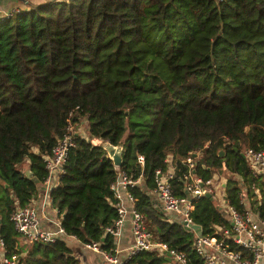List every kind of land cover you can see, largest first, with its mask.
Here are the masks:
<instances>
[{
  "label": "trees",
  "instance_id": "obj_1",
  "mask_svg": "<svg viewBox=\"0 0 264 264\" xmlns=\"http://www.w3.org/2000/svg\"><path fill=\"white\" fill-rule=\"evenodd\" d=\"M70 111L74 123L85 118L86 134L75 137L50 190L66 232L113 249L104 234L117 216L110 185L119 170L141 174L129 189L147 228L202 264L194 230L169 220L150 191L170 155L171 185L184 195L185 158L199 150L196 174L209 177L224 161L250 194H264L262 174L243 155L264 148V0H46L0 16V239L20 264H77L66 239L23 241L10 219L37 194L43 155ZM102 141L123 144L120 166ZM225 190L242 209L238 180L229 177ZM253 208L264 214L263 201ZM190 216L203 234L229 224L211 196L195 199ZM120 264L167 260L139 250Z\"/></svg>",
  "mask_w": 264,
  "mask_h": 264
},
{
  "label": "built area",
  "instance_id": "obj_2",
  "mask_svg": "<svg viewBox=\"0 0 264 264\" xmlns=\"http://www.w3.org/2000/svg\"><path fill=\"white\" fill-rule=\"evenodd\" d=\"M18 8L10 12L2 13L0 16H11ZM73 111L69 112L66 125L62 135L52 145L50 152L43 155L44 166L47 173L42 182L40 194L32 196L26 203H17L11 212L10 219L15 230L23 241L39 240L53 242L56 239L75 238L68 234L60 224L58 209L51 202L50 190L56 184L59 175L63 171V163L67 158L70 147L74 144L75 137L80 133L77 123L72 119ZM81 122H83L81 120ZM195 153V154H194ZM248 167L252 174L264 170V148L254 149L248 147L243 152ZM201 156V151H195L185 158L187 171L184 173V195L175 193L170 178L174 174V165L171 156L166 157L168 166L166 170H155V185L150 194L156 199V203L169 220L186 221V224L194 223L190 212L194 206V200L210 192L215 199L222 195L220 208L229 220L228 226L216 227L211 234L195 235L193 248L199 255L202 264H259L264 257V214L256 209H239L228 200L226 194V180L219 184L218 179L203 177L194 171L195 163ZM142 154L137 155V161L143 164ZM226 178V177H225ZM222 178V179H225ZM143 180L139 174L135 178L129 176L122 170L117 172L116 179L111 183V188L117 198L115 201L116 218L104 228V234H111L115 240L113 249L107 250L100 246L99 241L84 242L83 245L99 252L112 264H120L139 250L156 251L164 257H170L167 264H190L189 256L183 250L170 246L167 242L156 238L147 228L144 215L136 208L137 197L130 191L129 187L138 185ZM244 193L239 190V202L243 203ZM38 200L46 209H50L51 215H45L48 225H43V216L39 214ZM219 204V203H218ZM129 219L131 230V243L126 249L125 259L122 261L118 255L116 240L122 233L125 221ZM183 225V224H182ZM0 239V249L2 250ZM232 244L242 246L244 250L235 249ZM4 253V249L2 250ZM0 264H20L15 255L0 259ZM77 264H80L79 261Z\"/></svg>",
  "mask_w": 264,
  "mask_h": 264
},
{
  "label": "crops",
  "instance_id": "obj_3",
  "mask_svg": "<svg viewBox=\"0 0 264 264\" xmlns=\"http://www.w3.org/2000/svg\"><path fill=\"white\" fill-rule=\"evenodd\" d=\"M46 0H0V12H10L16 8L26 7L29 2H42ZM84 124V122H83ZM85 132V131H84ZM229 171V170H228ZM231 172V171H230ZM233 173V172H232ZM262 174V179L264 180V170L259 172ZM238 179L241 181V190L244 193L243 199V208L247 209H255L253 208L255 205L260 204L262 201L264 202V194L260 192L259 188L254 187V193L250 194L249 192H245L247 188V183L243 182L241 175L238 173H234ZM229 178H227L228 181ZM42 189V182L37 183V195L40 194V190ZM39 206V214L43 216V225H48V221L45 219V215H51L50 209H46L45 205H42L38 200ZM131 230H130V222L127 219L122 227V233L120 237L116 240V247L118 249V255L120 260L125 259L126 249L131 243ZM68 246L71 249V254L79 261L80 264H112L107 259H105L99 252L94 251L90 248H87L83 245L82 242L78 241L76 238L67 239ZM4 253L2 250L0 251V259L3 257ZM259 264H264V257L261 259Z\"/></svg>",
  "mask_w": 264,
  "mask_h": 264
},
{
  "label": "water",
  "instance_id": "obj_4",
  "mask_svg": "<svg viewBox=\"0 0 264 264\" xmlns=\"http://www.w3.org/2000/svg\"><path fill=\"white\" fill-rule=\"evenodd\" d=\"M101 144L107 150V154L112 159L113 164L115 166H120L121 165V161H122L123 144L122 143L111 144L109 141H102ZM25 174L27 176H29L31 174L29 168H27L25 170ZM205 195L206 196H211L210 192H206ZM154 200H156V199H154ZM181 223L186 228H192L197 235H201L202 234V230H201V227H200L199 224H197V223L186 224V221H182ZM165 259L169 260L170 257L168 255H166Z\"/></svg>",
  "mask_w": 264,
  "mask_h": 264
},
{
  "label": "rangeland",
  "instance_id": "obj_5",
  "mask_svg": "<svg viewBox=\"0 0 264 264\" xmlns=\"http://www.w3.org/2000/svg\"><path fill=\"white\" fill-rule=\"evenodd\" d=\"M82 121L84 122H78L77 123V126L80 130H82L83 132L85 131V127H86V120L85 118H82ZM245 150V149H244ZM225 159V158H224ZM210 175L213 177V179H218L219 180V184L221 185L223 180H226L227 181V178L229 177H234L238 180L239 184L242 185L241 181L238 179V177L227 170V168L225 167V164H224V161L222 162V165L221 167H219L218 165H212L211 168H210ZM226 177V178H225ZM222 178H225V179H222ZM245 192H248V189L246 188ZM155 199V198H154ZM215 200L217 203H222V195L221 196H218L217 198L215 197Z\"/></svg>",
  "mask_w": 264,
  "mask_h": 264
},
{
  "label": "clouds",
  "instance_id": "obj_6",
  "mask_svg": "<svg viewBox=\"0 0 264 264\" xmlns=\"http://www.w3.org/2000/svg\"><path fill=\"white\" fill-rule=\"evenodd\" d=\"M118 167V166H117Z\"/></svg>",
  "mask_w": 264,
  "mask_h": 264
}]
</instances>
